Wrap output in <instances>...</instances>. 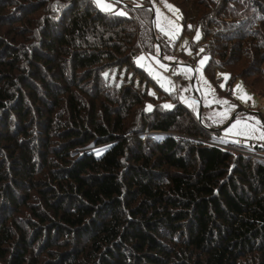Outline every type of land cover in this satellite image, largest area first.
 I'll use <instances>...</instances> for the list:
<instances>
[{
	"label": "trees",
	"instance_id": "obj_1",
	"mask_svg": "<svg viewBox=\"0 0 264 264\" xmlns=\"http://www.w3.org/2000/svg\"><path fill=\"white\" fill-rule=\"evenodd\" d=\"M167 1L183 35L212 39L213 84L238 55L264 65L255 30H237L261 13L254 0ZM150 18L0 0V264H264V162L215 146L183 105L158 111L132 79L104 76L139 77L137 55L167 47Z\"/></svg>",
	"mask_w": 264,
	"mask_h": 264
},
{
	"label": "rangeland",
	"instance_id": "obj_2",
	"mask_svg": "<svg viewBox=\"0 0 264 264\" xmlns=\"http://www.w3.org/2000/svg\"><path fill=\"white\" fill-rule=\"evenodd\" d=\"M90 1L99 11L115 14L126 13L128 7H147L151 13L150 27L156 31V34L163 35L168 40L166 48L161 50L157 46L152 54L139 53L134 59L133 65L140 70L139 77L142 80L134 75L131 68L123 66L104 70L105 77L117 83L124 79L126 81L132 79L133 84L144 92V95L139 96L141 100L152 102L154 109L158 111L165 105H171L172 108L176 104L183 105L189 110L193 121L200 125V129L202 127L203 131H207L209 137H217L218 140L213 143L215 146L236 155L241 154L243 157L264 162V139L261 138L264 135V125L261 121H264V65H257L254 57L238 55L228 61L227 69H223L228 73L215 70L213 81L216 84H213L204 74V66L208 60L206 49L211 46L209 44L212 39L210 37L197 39L199 29L190 35H183L181 13L175 11L178 8L172 2L167 0H100V3H97V0ZM253 2L254 7L260 5L261 13L249 12L237 30L244 31L251 28L255 30L256 42H264V0ZM169 5L172 7H168ZM226 33L218 31L219 37ZM141 57L143 59H140ZM192 78L193 84H191ZM239 78L244 80L241 81ZM156 84L168 95L160 92ZM237 85H241V90H237ZM244 93L251 99H241ZM224 101L227 103H223ZM198 105L201 109L200 115ZM198 116L200 121L197 120ZM207 133L205 132V136ZM209 143L210 141L206 144ZM254 145L262 148L261 152H254Z\"/></svg>",
	"mask_w": 264,
	"mask_h": 264
},
{
	"label": "snow or ice",
	"instance_id": "obj_3",
	"mask_svg": "<svg viewBox=\"0 0 264 264\" xmlns=\"http://www.w3.org/2000/svg\"><path fill=\"white\" fill-rule=\"evenodd\" d=\"M97 3H100V0H97ZM168 7L171 8L172 6L169 5ZM175 11H179V10L176 9ZM120 14L123 15L124 13H120ZM189 27H191V26H189ZM196 38L199 39V33H197V37ZM201 51H202V49H201ZM140 59H143V58L141 57ZM201 63H203V61H201ZM227 78H228L227 75H225V79H227ZM221 86L223 87V85H221ZM237 90H241V85H237ZM240 98L244 99V100H250L251 99V97L248 96L246 93H244ZM223 103H227V101H224ZM165 107H171V105H165ZM237 123H239V122H237ZM261 138L264 139V135H262Z\"/></svg>",
	"mask_w": 264,
	"mask_h": 264
},
{
	"label": "water",
	"instance_id": "obj_4",
	"mask_svg": "<svg viewBox=\"0 0 264 264\" xmlns=\"http://www.w3.org/2000/svg\"><path fill=\"white\" fill-rule=\"evenodd\" d=\"M186 67H187V66H186ZM194 74H195V73H194ZM194 74H193V75H194ZM191 81H192L191 84H193V82H194V81H193V78H192ZM194 95H195V94H194ZM195 96H196V95H195ZM198 109H199V115H200V113H201V109L199 108V105H198ZM197 120L200 121L199 116H198ZM261 121H262V124L264 125V121H263V120H261Z\"/></svg>",
	"mask_w": 264,
	"mask_h": 264
},
{
	"label": "built area",
	"instance_id": "obj_5",
	"mask_svg": "<svg viewBox=\"0 0 264 264\" xmlns=\"http://www.w3.org/2000/svg\"><path fill=\"white\" fill-rule=\"evenodd\" d=\"M188 68H191V67H188ZM189 70V69H188ZM191 70V69H190ZM173 78H175V76L173 77Z\"/></svg>",
	"mask_w": 264,
	"mask_h": 264
}]
</instances>
